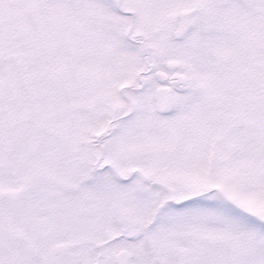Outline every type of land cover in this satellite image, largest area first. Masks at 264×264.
Instances as JSON below:
<instances>
[{
	"label": "snow or ice",
	"instance_id": "obj_1",
	"mask_svg": "<svg viewBox=\"0 0 264 264\" xmlns=\"http://www.w3.org/2000/svg\"><path fill=\"white\" fill-rule=\"evenodd\" d=\"M0 264H264V0H0Z\"/></svg>",
	"mask_w": 264,
	"mask_h": 264
}]
</instances>
